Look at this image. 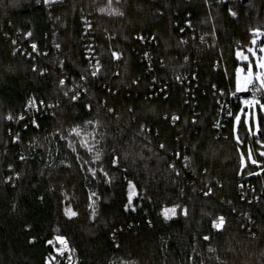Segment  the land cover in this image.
<instances>
[{
  "label": "trees",
  "instance_id": "trees-1",
  "mask_svg": "<svg viewBox=\"0 0 264 264\" xmlns=\"http://www.w3.org/2000/svg\"><path fill=\"white\" fill-rule=\"evenodd\" d=\"M41 2L0 0V264H65L57 236L69 264H264V129L249 133L241 119L235 130L246 107L239 101L225 137L211 125L215 90L235 88V47L252 29L264 42V0ZM83 11L93 21L97 76L81 48ZM137 35L157 40L153 71ZM28 41L39 53L16 48ZM194 68L196 88L185 95L175 76ZM153 76L167 84L165 97L153 93ZM76 82L85 91L72 99ZM28 98L50 113L36 125L6 120L23 114ZM73 128L92 134L91 152ZM247 145L262 166L250 165ZM179 154L189 170H177Z\"/></svg>",
  "mask_w": 264,
  "mask_h": 264
},
{
  "label": "built area",
  "instance_id": "built-area-1",
  "mask_svg": "<svg viewBox=\"0 0 264 264\" xmlns=\"http://www.w3.org/2000/svg\"><path fill=\"white\" fill-rule=\"evenodd\" d=\"M55 0H48L46 3L45 0H42V4L45 6V9H49L50 3ZM224 1H231V0H224ZM81 22V48L83 51V56L85 59V66L87 70L90 72L91 75L95 72V75L97 76L98 72L100 70V62H99V56L97 52V41L94 36V29H93V21L91 18V14L87 11H83L81 13L80 17ZM27 36V35H26ZM114 38V36H111ZM136 39L140 41L141 45L143 46L140 51V60L145 64L146 69L148 71H153V58L151 55V46L157 42L156 38L152 36H143V35H137ZM256 44H258V39H256ZM33 45L36 47L33 48ZM17 49L20 48V50L23 51V53L31 54L32 53H39V48L33 41H28L26 46L22 43L17 44ZM44 53H46L44 51ZM111 54L113 57V60L118 61L121 58V52L118 49L111 48ZM218 60H214V66H217ZM197 68H194L193 71L188 72H180L176 74L175 80L178 84H184L186 87L185 89V95H188L194 91L196 88V76L195 71ZM152 90L154 94H162L164 97L166 96L167 92V84L166 83H160L156 79L155 76L152 77ZM71 90H74V95L76 97L80 96L85 91V86L78 82L72 84ZM216 106L214 111V116L211 120L212 128L215 130V136L216 137H225V130L233 116L232 114V103H235L237 101L243 102V100L251 99L255 101H261L264 103V90L262 87L253 80L251 83L247 85L246 88L241 89L240 91L237 90L235 87L228 96L224 94V92L221 89H216ZM32 101V103H30ZM41 99H34V98H28L25 102V111L23 114H21L18 117V122L21 120H27L31 125H36V117L44 115L46 113H50V106L49 104L41 103ZM172 122L176 120V116H172L170 118ZM35 121V123H33ZM14 137L15 134H14ZM176 158L179 159V166L178 171L182 169L189 170V163H188V157L185 154H179ZM249 188L246 187L244 190H240L239 194L242 197H245L247 195V190ZM250 191L253 189L250 188ZM215 223L219 224L220 219H216L214 221ZM62 249V250H61ZM57 252L63 257L65 264H69V256L66 254L67 246H61L57 245L56 247Z\"/></svg>",
  "mask_w": 264,
  "mask_h": 264
},
{
  "label": "rangeland",
  "instance_id": "rangeland-1",
  "mask_svg": "<svg viewBox=\"0 0 264 264\" xmlns=\"http://www.w3.org/2000/svg\"><path fill=\"white\" fill-rule=\"evenodd\" d=\"M254 30H259V29H252L251 30V32H250L251 37L249 38V42H246L243 45L240 44V45L235 47V55L239 59V63L236 65V67L234 69V84H235L236 88H237L236 69L237 68L242 69L241 75L247 76L248 75V67L250 64L252 66V72H253L251 82L253 80H255L261 86V81L258 78L257 74L264 72V69L258 68L257 62H258L259 58L264 57V51H261V48H264V42H258V44H256V42L253 43V41H256V39L261 38V31L259 30V32L257 33ZM250 48L254 49L255 55H253L251 52H249ZM238 52L241 53L240 56L237 55ZM244 56H247V59H243ZM262 89L264 90V87H262ZM248 100H251V99H248ZM243 105L247 106V110L244 111V110L240 109L239 111L236 112V114L234 116L235 130H237V125H238V122L236 120L237 116L241 117V119H242V121H243L244 125L246 126V129L249 133L252 132V129H253L254 133L256 134L257 131L261 128V126L264 129V103L261 101H258V103H253L251 105H247L244 103H243ZM9 117H11V118H9ZM6 120L18 123V117L17 116L7 115ZM236 136H237L238 143L240 145H242L241 144L242 143L241 138H239L238 135H236ZM78 138H79L80 144H81L82 140H85V141H87L88 147L93 148V142L90 141V139L92 138V134L90 132H88V131L80 132V134L78 135ZM255 143L258 145L262 144V142L258 138L255 140ZM83 147L88 150L87 147H85V146H83ZM249 152H251V149H250V146L247 145V156H248ZM261 153L262 152L259 151V157L261 156ZM242 158L244 161V164H243V167H244L247 162H246L244 152L240 151V163H241ZM252 160H255L256 163H252ZM249 163H250V165H256V166L260 167V166H262L263 161L261 159H259L258 156L253 155V153L251 152V159H249ZM131 191L133 192V195H134L135 190L133 187H132ZM129 192H130V188L128 187V193ZM63 195H64V200H68V196L65 192H63ZM165 209L169 210L167 212V217L174 216L176 213V206L175 205L163 207L161 211H162L164 216H165ZM172 209H175V211L174 212L171 211ZM64 212L67 216H73L72 213H75V211L71 208V206L69 204L64 205ZM58 244L60 245L61 243L58 241Z\"/></svg>",
  "mask_w": 264,
  "mask_h": 264
},
{
  "label": "snow or ice",
  "instance_id": "snow-or-ice-1",
  "mask_svg": "<svg viewBox=\"0 0 264 264\" xmlns=\"http://www.w3.org/2000/svg\"><path fill=\"white\" fill-rule=\"evenodd\" d=\"M45 2L47 3L48 0H45ZM233 15H235V13H233ZM254 31L257 32V33L259 32V30H254ZM253 43H255V41H253ZM35 47L36 46L33 45V48H35ZM261 51H264V48H261ZM249 52H251L253 55H255L254 49H251L250 48L249 49ZM237 55L240 56L241 53L238 52ZM243 59H247V56H244ZM257 67L264 69V57H261V58L258 59ZM241 72H242V69H240V68H237L236 69V82H237V90L238 91H240L243 88H246L247 85L249 83H251V79H252V76H253L251 64L248 67V75L247 76H242L241 75ZM93 75H95V72L93 73ZM257 76H258V78L261 81V87H264V72L258 73ZM60 83L63 84L64 81L61 80ZM72 99H76V96H73ZM30 103H32V101H30ZM41 103H43V102L41 101ZM243 103L244 104H247V105H251L253 103H258V101H255L254 99L253 100L246 99V100L243 101ZM9 118H11V117H9ZM236 120H237L238 123H241L242 122L240 116H237L236 117ZM33 123H35V121H33ZM89 123H91V122H89ZM72 132H75L77 135L80 134L78 128H73L72 129ZM81 145L87 147L88 148V151H90V152L92 151V148L91 147H88L87 141L82 140L81 141ZM69 146L70 147L72 146L71 143L69 144ZM161 147H163V145H161ZM261 155H264V153H261ZM94 158L98 160L99 159V153H97ZM248 158L251 159V152H249ZM113 163H116V161L114 160ZM252 163H256V161L255 160H252ZM243 164H244V161H243V158H242L241 159V166L242 167H243ZM132 187H133L132 183L129 182V188H130L129 201L130 202H131V196L133 195V192L131 191ZM125 207L127 208L128 206L126 205ZM168 211H169L168 209H165V216H166V218H167V212ZM171 211L174 212L175 209H172ZM72 215H75V213H72ZM219 219H220V223L217 224V223L214 222V227L220 228L222 226V224L224 222V218L223 217H220ZM56 239L61 243V245L65 246V247L67 246V242H66V240H65L64 237L57 236ZM205 239H208V237H205ZM48 243L51 244L52 241H48Z\"/></svg>",
  "mask_w": 264,
  "mask_h": 264
},
{
  "label": "crops",
  "instance_id": "crops-1",
  "mask_svg": "<svg viewBox=\"0 0 264 264\" xmlns=\"http://www.w3.org/2000/svg\"><path fill=\"white\" fill-rule=\"evenodd\" d=\"M242 104H243V102H242ZM245 110H247V106L245 107L244 111H245Z\"/></svg>",
  "mask_w": 264,
  "mask_h": 264
},
{
  "label": "water",
  "instance_id": "water-1",
  "mask_svg": "<svg viewBox=\"0 0 264 264\" xmlns=\"http://www.w3.org/2000/svg\"><path fill=\"white\" fill-rule=\"evenodd\" d=\"M242 1H245V0H242Z\"/></svg>",
  "mask_w": 264,
  "mask_h": 264
}]
</instances>
